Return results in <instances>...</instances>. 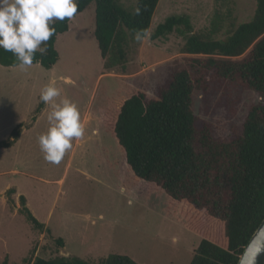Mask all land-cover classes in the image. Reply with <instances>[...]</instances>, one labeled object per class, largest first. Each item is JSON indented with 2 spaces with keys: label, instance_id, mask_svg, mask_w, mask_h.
I'll list each match as a JSON object with an SVG mask.
<instances>
[{
  "label": "rangeland",
  "instance_id": "374dc122",
  "mask_svg": "<svg viewBox=\"0 0 264 264\" xmlns=\"http://www.w3.org/2000/svg\"><path fill=\"white\" fill-rule=\"evenodd\" d=\"M118 2L132 8L136 0ZM255 6L256 0H158L148 35L129 38L125 62L105 69L94 37L92 1L69 20L66 32L57 35L58 60L51 68L38 63L24 69L0 65V140L22 125L18 139L0 149V264L4 259L20 264L33 247L34 257L77 256L91 264L108 254L127 255L139 264L190 263L200 236L178 216L181 205H168L163 191L132 180L107 120L114 102L132 89L153 96L170 67L187 55L183 47L189 33L173 30L150 37L166 17L187 15L192 33L208 34L214 13L219 12V29L209 34L223 39L252 18ZM51 83L61 90V97L77 104L85 125L84 137L72 141V149L58 165L44 159L38 143V136L50 127L51 105L43 103L32 120L41 90ZM193 100L196 128L207 125L222 141L241 132L250 106L260 97L239 85L211 79ZM10 187L15 190L11 202L5 193ZM19 195L50 232L34 229L18 211ZM57 237L63 239L62 247Z\"/></svg>",
  "mask_w": 264,
  "mask_h": 264
},
{
  "label": "trees",
  "instance_id": "16d2710c",
  "mask_svg": "<svg viewBox=\"0 0 264 264\" xmlns=\"http://www.w3.org/2000/svg\"><path fill=\"white\" fill-rule=\"evenodd\" d=\"M92 1L94 37L103 68L122 65L129 38L145 37L158 0H136L132 8L118 0H78L77 13ZM221 19L215 12L209 33L219 29ZM69 20L55 22V35L42 45L47 52H37L33 64L49 69L57 62L56 37L68 30ZM173 30L189 33L183 47L187 55L170 67L167 79L153 96L132 89L117 99L107 129L123 153L132 180L163 191L168 205H181L178 216L188 230L200 236L189 264H237L264 217V0H256L252 18L223 39L192 33L187 15L166 17L150 37ZM137 33L140 39H136ZM0 65L19 62L11 52L0 49ZM211 79L239 85L260 97L250 106L241 132L228 140L215 139L207 125L196 128L194 93L206 90ZM42 107L43 102H39L33 121ZM21 126L17 124L7 139L0 140V149L18 139ZM14 191L11 187L5 191L9 202ZM19 201L18 211L31 226L50 232L26 206L24 195H19ZM55 241L64 245L61 237ZM34 251V247L30 249L20 264H91L77 256L34 257ZM2 264L9 263L4 259ZM97 264L139 263L127 255L108 254Z\"/></svg>",
  "mask_w": 264,
  "mask_h": 264
},
{
  "label": "clouds",
  "instance_id": "9594fccd",
  "mask_svg": "<svg viewBox=\"0 0 264 264\" xmlns=\"http://www.w3.org/2000/svg\"><path fill=\"white\" fill-rule=\"evenodd\" d=\"M77 11L78 0H0V49L11 52L21 69L30 67L37 52H47L42 45L55 35V22L71 19ZM39 101L52 108L47 116L50 127L38 136L39 147L47 162L58 165L72 149V141L84 137L85 125L77 104L61 97L55 83L41 90Z\"/></svg>",
  "mask_w": 264,
  "mask_h": 264
},
{
  "label": "water",
  "instance_id": "95a60500",
  "mask_svg": "<svg viewBox=\"0 0 264 264\" xmlns=\"http://www.w3.org/2000/svg\"><path fill=\"white\" fill-rule=\"evenodd\" d=\"M259 249L253 254L252 249ZM237 264H264V217L249 238Z\"/></svg>",
  "mask_w": 264,
  "mask_h": 264
},
{
  "label": "snow or ice",
  "instance_id": "6c2138e0",
  "mask_svg": "<svg viewBox=\"0 0 264 264\" xmlns=\"http://www.w3.org/2000/svg\"><path fill=\"white\" fill-rule=\"evenodd\" d=\"M255 251H257V249H255V248L251 250V252H252L253 254L255 253Z\"/></svg>",
  "mask_w": 264,
  "mask_h": 264
}]
</instances>
